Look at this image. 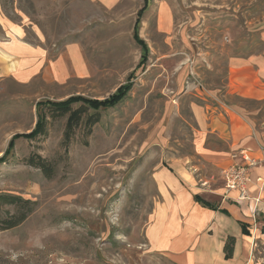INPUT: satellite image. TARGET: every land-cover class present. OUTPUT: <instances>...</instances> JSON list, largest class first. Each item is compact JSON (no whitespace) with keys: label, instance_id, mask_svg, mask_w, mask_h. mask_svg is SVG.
<instances>
[{"label":"rangeland","instance_id":"obj_1","mask_svg":"<svg viewBox=\"0 0 264 264\" xmlns=\"http://www.w3.org/2000/svg\"><path fill=\"white\" fill-rule=\"evenodd\" d=\"M7 25L37 52L25 82L0 80V194L32 207L0 229V264H176L147 239L157 170L217 203L221 168L242 148L227 112L263 136L264 0H0V40L13 38ZM119 90L69 140L66 117L23 136L46 100L73 97L76 108ZM36 155L51 177L27 162ZM17 208L1 204L0 219ZM254 218L245 264H264V219Z\"/></svg>","mask_w":264,"mask_h":264},{"label":"crops","instance_id":"obj_2","mask_svg":"<svg viewBox=\"0 0 264 264\" xmlns=\"http://www.w3.org/2000/svg\"><path fill=\"white\" fill-rule=\"evenodd\" d=\"M5 27L9 29L5 32L6 35L12 34L13 38L0 40V80L11 77L25 82L33 70V52L37 51L21 41L20 36H16V29L11 30L13 27L9 25ZM228 114L235 122L231 146L249 148L255 155L264 157V134L259 138V133L254 132L239 113L227 112ZM218 130L221 134L222 129ZM251 176L253 179H263V182L254 181L251 193L260 197L257 212L258 216L262 215L264 219V165L252 169ZM155 180L159 197L146 232L148 243L154 252L169 257L176 264H245L250 250L248 239L253 237L250 233H242L241 221H250V205L234 201L236 205L226 201L223 188L221 200L214 203L207 197H201V193H192L184 188L178 178L168 170H157ZM261 184L263 190L259 192ZM196 195L207 204L197 199ZM239 205L243 207L242 213L246 216L244 219ZM260 223L264 225L263 220ZM246 228L251 230L249 225ZM228 236H233L235 243L232 257L226 259L223 247ZM261 236L264 242V233H261Z\"/></svg>","mask_w":264,"mask_h":264},{"label":"trees","instance_id":"obj_3","mask_svg":"<svg viewBox=\"0 0 264 264\" xmlns=\"http://www.w3.org/2000/svg\"><path fill=\"white\" fill-rule=\"evenodd\" d=\"M121 95H122V91L119 90L103 100L77 98V100H82V101L79 102V105L76 108L72 107V105L74 104L73 100L76 99L73 97L60 101L46 100L45 102L41 103L39 106V108L41 109H39L38 111V116H37L38 118L34 128L30 132L25 133L23 136L31 140L35 139L37 136L42 135L46 132V125L48 123L49 118L56 119L59 117H66L64 138L65 140H69L74 126L77 125V123L81 120V117L86 110L92 109L96 111L99 108L109 107L117 103ZM98 120L99 118L95 114L89 115L87 118V122L89 126L95 124L96 122H98ZM17 135L18 134L14 135L13 138ZM11 147H12V142L8 144L5 153H8ZM36 156L37 157L29 156L27 162L32 166L40 168L46 177H51L53 175V167L49 163L48 164L45 163L39 155ZM2 158L3 156L0 158V160ZM195 197L197 199H200V197L197 195ZM202 202L207 204V202L204 200H202ZM1 204H12L20 208H17L19 211H16L15 213L9 215L4 219H0V229H7L17 226L23 220H25L27 215L32 210V207L29 206V204H31L30 200L22 199L21 197L16 195L0 194V205ZM25 206L26 208L23 209V207ZM211 206L213 208H216V206L214 205ZM223 211H225V209H223ZM246 226L247 223L241 221L243 234H249V231L247 230ZM234 243H235V238L233 236H228L223 247L224 257L226 259L232 257Z\"/></svg>","mask_w":264,"mask_h":264},{"label":"built area","instance_id":"obj_4","mask_svg":"<svg viewBox=\"0 0 264 264\" xmlns=\"http://www.w3.org/2000/svg\"><path fill=\"white\" fill-rule=\"evenodd\" d=\"M262 165H264V157L255 155L249 148H239L229 155L228 162L220 171L223 197L230 198L239 204L250 205V216L253 218L256 213L258 214L257 204L260 197L252 195L251 187L254 181L263 182V179L261 177L253 179L251 172L252 169ZM261 190H263V184L259 186V192Z\"/></svg>","mask_w":264,"mask_h":264}]
</instances>
